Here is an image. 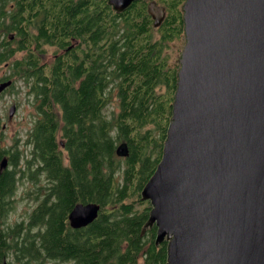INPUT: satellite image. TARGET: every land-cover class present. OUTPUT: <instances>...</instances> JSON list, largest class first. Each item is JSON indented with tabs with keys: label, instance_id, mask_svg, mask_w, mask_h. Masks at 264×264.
Instances as JSON below:
<instances>
[{
	"label": "trees",
	"instance_id": "obj_1",
	"mask_svg": "<svg viewBox=\"0 0 264 264\" xmlns=\"http://www.w3.org/2000/svg\"><path fill=\"white\" fill-rule=\"evenodd\" d=\"M150 2L165 9L157 28L144 1L117 14L107 0H0V83L22 82L36 112L27 154L4 147L0 129V264H166L156 227L142 235L151 208L140 193L171 117L185 0ZM22 180L35 206L9 225ZM87 203L98 217L72 228L69 213Z\"/></svg>",
	"mask_w": 264,
	"mask_h": 264
},
{
	"label": "water",
	"instance_id": "obj_2",
	"mask_svg": "<svg viewBox=\"0 0 264 264\" xmlns=\"http://www.w3.org/2000/svg\"><path fill=\"white\" fill-rule=\"evenodd\" d=\"M138 1L149 0L107 3L120 14ZM147 13L159 27L165 9L150 2ZM181 13L171 117L140 193L151 208L142 235L156 227L166 264H264V0H185ZM99 210L76 205L70 226L87 227Z\"/></svg>",
	"mask_w": 264,
	"mask_h": 264
},
{
	"label": "rangeland",
	"instance_id": "obj_3",
	"mask_svg": "<svg viewBox=\"0 0 264 264\" xmlns=\"http://www.w3.org/2000/svg\"><path fill=\"white\" fill-rule=\"evenodd\" d=\"M150 3V0L148 1ZM146 2V3H148ZM184 40L173 44V50L171 53V60L176 61L179 57ZM54 49L49 50L46 55L47 60L53 58ZM7 72L4 67H0V78L5 76ZM14 105L16 111L12 118H9V109ZM109 108L108 111H111ZM36 117V112L33 107V99L27 92V89L22 82L15 83L14 91H5L0 95V129L3 131V146L6 148L17 146L18 150L23 151L25 154L29 152L24 146L26 139V132L31 127L33 120ZM23 167V166H21ZM33 190L31 183L22 180L17 185L15 192L13 210L10 211L7 218L9 225L17 222L19 223L25 219L29 211L35 206L32 200L27 199V194ZM10 263L9 260H7ZM13 264V263H12ZM44 264H70V263H59V262H44Z\"/></svg>",
	"mask_w": 264,
	"mask_h": 264
},
{
	"label": "flooded vegetation",
	"instance_id": "obj_4",
	"mask_svg": "<svg viewBox=\"0 0 264 264\" xmlns=\"http://www.w3.org/2000/svg\"><path fill=\"white\" fill-rule=\"evenodd\" d=\"M149 3V2H148ZM4 93V92H3Z\"/></svg>",
	"mask_w": 264,
	"mask_h": 264
}]
</instances>
